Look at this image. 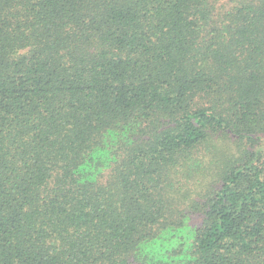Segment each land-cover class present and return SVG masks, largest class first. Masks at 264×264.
Wrapping results in <instances>:
<instances>
[{
	"label": "trees",
	"instance_id": "trees-1",
	"mask_svg": "<svg viewBox=\"0 0 264 264\" xmlns=\"http://www.w3.org/2000/svg\"><path fill=\"white\" fill-rule=\"evenodd\" d=\"M0 264H264V0H0Z\"/></svg>",
	"mask_w": 264,
	"mask_h": 264
}]
</instances>
